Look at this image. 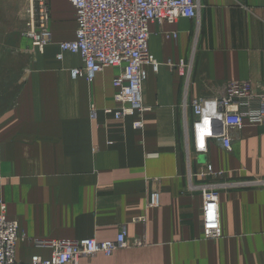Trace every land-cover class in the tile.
Returning a JSON list of instances; mask_svg holds the SVG:
<instances>
[{"label": "crops", "instance_id": "0c3cea01", "mask_svg": "<svg viewBox=\"0 0 264 264\" xmlns=\"http://www.w3.org/2000/svg\"><path fill=\"white\" fill-rule=\"evenodd\" d=\"M48 1L51 43L35 62H27L19 90L0 113V201L24 235L16 259L48 258L50 249L35 241H112L124 227L128 239L144 237L147 245L81 257L78 264H264V186L220 192L216 239L204 238L202 196L188 189L189 180L203 185L264 179L260 126H244L231 151L212 140L205 153L194 150L195 118L180 107L182 79L165 66L189 59L194 20L150 25L148 52L159 67L145 68L144 101L151 111L136 130L133 116L104 113L117 108L112 100L117 69L107 68L89 82L70 76L82 65L79 56L65 52L57 60L59 44L74 40L76 22L68 0ZM199 2L189 100L214 97L237 81L264 91V0ZM13 3L0 0V23L13 19ZM172 32L175 38L166 36ZM17 36L4 34L15 40L8 45H29ZM3 83L0 75V87ZM207 166L221 175L205 176ZM155 185L160 205L147 208Z\"/></svg>", "mask_w": 264, "mask_h": 264}, {"label": "built area", "instance_id": "2783aa9c", "mask_svg": "<svg viewBox=\"0 0 264 264\" xmlns=\"http://www.w3.org/2000/svg\"><path fill=\"white\" fill-rule=\"evenodd\" d=\"M74 9L76 22L73 41L59 44L57 60L67 52L79 56L82 65L70 70L72 79L93 78L107 68H115L118 75L112 84L115 89L112 100L116 109H105L104 113L115 119L135 117L134 129L143 128V114L151 111L145 104L144 92L147 79L146 67L157 72L159 63L148 52L151 24L173 25L179 18L194 20L192 50L188 60L177 64L167 62L165 66L176 70L182 79L181 110L193 112L195 141L199 128L207 133L200 135L195 152L205 153L207 141L231 151L232 141L244 126H260L264 129V91L259 84L249 81L229 82L221 87L220 93L210 98L189 100L188 92L194 65V56L200 36L199 0H68ZM30 25L26 36L32 47L43 53L51 43L49 31V1L29 0ZM176 37V33H166ZM90 118L96 119V110L90 106ZM207 169L211 168L207 166ZM206 169V170H207ZM264 186V179L249 181L219 182L217 184L195 185L189 180V191H198L202 196L203 235L216 239L220 235L218 220L219 192L233 188ZM198 189V190H196ZM160 203L159 188L150 190L147 208H156ZM5 205L0 203V264H78L81 257L98 254L111 256L115 251L145 245L144 237L127 238L121 227L112 241L98 242L93 238L75 241H35L42 248L50 249V256L33 255L28 261L16 259V245L24 239L17 222L8 220Z\"/></svg>", "mask_w": 264, "mask_h": 264}, {"label": "rangeland", "instance_id": "374dc122", "mask_svg": "<svg viewBox=\"0 0 264 264\" xmlns=\"http://www.w3.org/2000/svg\"><path fill=\"white\" fill-rule=\"evenodd\" d=\"M14 1L15 3L13 4L15 5L12 12V14H14L13 19L10 20L9 23H4V22L0 23V30L3 32L2 33L3 38H1L0 42L5 44V45L1 44L3 56H2V72L0 71V75L1 78L4 80V83L3 86L0 87V113L3 110H5L7 107H9L12 99L15 96V93L19 90L20 82L24 75V70L27 65V62L28 61L35 62L37 57L44 53V51L43 53H39L37 50H35L32 47L31 41L26 36H24L25 32L28 31V26L30 25V13H29V4H28L29 0H12V2ZM4 34H18L19 36H17V38L23 37L24 39L29 40L28 42L29 45L26 46L25 48L15 47L14 44L8 45L7 44L8 41L9 43H12L15 40L12 39L9 40L7 37H4ZM8 66L10 67V69H8ZM192 132H193V143L195 149L196 142L199 143L200 141L199 138L200 133H198V140L195 141V131L193 128H192ZM219 175L221 174H217L213 172L212 169L211 170L207 169L205 172V176L218 177ZM217 183L219 182H210L205 184H217ZM0 203L4 204L2 201H0ZM146 245H147V241L145 239V245L142 246H146ZM131 248H135V247H131Z\"/></svg>", "mask_w": 264, "mask_h": 264}, {"label": "bare ground", "instance_id": "6f19581e", "mask_svg": "<svg viewBox=\"0 0 264 264\" xmlns=\"http://www.w3.org/2000/svg\"><path fill=\"white\" fill-rule=\"evenodd\" d=\"M199 133L200 134H206L207 133V130H206V128L204 129V128H199Z\"/></svg>", "mask_w": 264, "mask_h": 264}]
</instances>
